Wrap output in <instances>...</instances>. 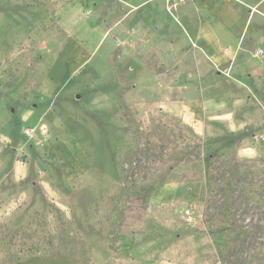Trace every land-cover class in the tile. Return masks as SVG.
I'll return each instance as SVG.
<instances>
[{
  "label": "rangeland",
  "instance_id": "374dc122",
  "mask_svg": "<svg viewBox=\"0 0 264 264\" xmlns=\"http://www.w3.org/2000/svg\"><path fill=\"white\" fill-rule=\"evenodd\" d=\"M117 4L0 0V264H264V16L190 89Z\"/></svg>",
  "mask_w": 264,
  "mask_h": 264
},
{
  "label": "crops",
  "instance_id": "0c3cea01",
  "mask_svg": "<svg viewBox=\"0 0 264 264\" xmlns=\"http://www.w3.org/2000/svg\"><path fill=\"white\" fill-rule=\"evenodd\" d=\"M115 1L119 9L129 7L128 14H124L117 23L121 24L129 15L133 30L148 29L153 36H158V40L164 44L165 48H161L164 54L179 48L178 64L183 74L180 83L190 89L212 88L228 80L226 76L238 79L231 76L230 70L238 62L243 48L241 38L257 13L264 16L261 10L264 0H188L179 11L180 23L171 20L165 11V0ZM102 8L105 9V5ZM173 29L181 36L180 41L184 43L181 44L182 48L170 41ZM226 103V99L207 95L191 100L186 108L189 106V112L198 116L202 114V108L217 114L224 111ZM176 107L175 103L171 105L174 111ZM178 109L183 116L187 114L181 106Z\"/></svg>",
  "mask_w": 264,
  "mask_h": 264
},
{
  "label": "built area",
  "instance_id": "2783aa9c",
  "mask_svg": "<svg viewBox=\"0 0 264 264\" xmlns=\"http://www.w3.org/2000/svg\"><path fill=\"white\" fill-rule=\"evenodd\" d=\"M188 0H165V7L170 13H174L175 10L181 7L182 4Z\"/></svg>",
  "mask_w": 264,
  "mask_h": 264
}]
</instances>
